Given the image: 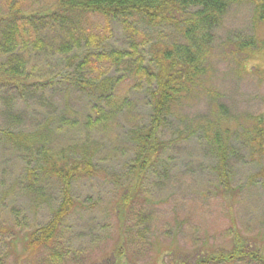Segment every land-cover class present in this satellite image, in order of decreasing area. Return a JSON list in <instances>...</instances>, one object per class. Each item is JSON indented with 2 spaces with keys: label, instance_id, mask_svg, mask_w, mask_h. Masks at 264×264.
I'll return each instance as SVG.
<instances>
[{
  "label": "rangeland",
  "instance_id": "1",
  "mask_svg": "<svg viewBox=\"0 0 264 264\" xmlns=\"http://www.w3.org/2000/svg\"><path fill=\"white\" fill-rule=\"evenodd\" d=\"M54 1L0 0V28L5 30L4 14L11 7L29 17L34 10L51 11ZM88 17L82 23L87 33L101 37L108 48L127 47L120 28L107 26L100 16ZM19 24L22 27L25 22ZM49 29L50 26L41 31L47 30L43 44L48 53L44 61L37 59L36 64L24 49L23 59L28 68L37 67L41 74L48 67L49 71L58 70L57 65L61 70H69L65 60L58 57V32ZM31 33L32 40H38L35 29L31 28ZM212 38L203 86L178 108L175 119L169 118L163 124L159 137L168 147L153 169L140 174L134 197L123 209L122 192L134 179L135 170H131L139 158L130 139V132L136 127L132 122L135 116L138 121L145 120L143 96L131 91L134 83L123 79L115 85L114 102L125 100L135 104L136 111L125 108L122 113L113 114L116 116L107 120L108 131L100 132L83 127L88 111L85 102L89 101L82 90L69 86L65 77H58L57 84L46 87H39L46 79L37 83L21 80L23 85H31L23 94H18L13 86L0 85V228L11 231L0 233L3 264H99L101 256L109 254L120 241L125 242L123 248L132 264H159L170 256L178 257L183 264L189 257L197 261L212 252L227 251L235 232L243 239L259 241L264 248V156L256 159L254 154L235 148L236 155L227 163V182L233 188L229 205L221 197L213 170L215 164L204 149L191 139L172 141L176 139L175 130L184 132L186 125L216 117L217 105L227 109L231 119L240 123V129L247 119L264 114V51L259 44L237 50L241 41L255 38L264 42V24H256L253 5L247 2L231 6ZM96 67L91 62L93 70L88 71V79L115 78L114 71L109 73ZM65 108L76 127L59 131ZM84 146L96 147L94 174L73 183V207L64 218L52 249L25 253L27 234L45 225L62 199L63 190L56 179L38 176L42 153L54 157L80 151ZM31 173L34 176L30 181ZM12 232L17 236L15 251L2 243ZM216 264L259 263L246 258Z\"/></svg>",
  "mask_w": 264,
  "mask_h": 264
},
{
  "label": "trees",
  "instance_id": "2",
  "mask_svg": "<svg viewBox=\"0 0 264 264\" xmlns=\"http://www.w3.org/2000/svg\"><path fill=\"white\" fill-rule=\"evenodd\" d=\"M247 2L253 5L256 24L263 25L264 0H55L51 11L34 10L28 14L29 17L18 14L19 10L11 7L4 14L7 22L5 30L0 28V85L13 86L17 88L18 94H23L24 89L31 85H23L19 82L21 80H35L37 83L38 80L46 79L48 82L45 80V84L39 85L46 87L57 84L58 77H65L69 86L82 90L89 101L85 102L88 111L83 127L100 132L108 131L107 120L116 116L113 114H120L125 108L136 111L135 104L123 102L125 100L114 102L115 85L123 79H130L134 83L131 91L143 96L145 120L138 121L135 116L132 122L136 127L131 130L130 139L139 158L131 170H135V177L122 192L123 209L134 197L140 174L153 169L156 160L168 147L166 141L159 137L163 124L169 118L175 119L178 108L193 91L203 86L201 83L213 42L212 35L222 16L231 6ZM88 15L100 16L107 26L120 28L127 47L108 48L101 37L87 33L82 23L89 18ZM20 21L25 22L23 26L26 29L20 26ZM49 26L50 31L58 32V57L65 60L69 70H61L57 65L58 70L50 68V72L48 67V71L41 74L37 67L35 70L33 66L28 68L23 59L26 57L24 49L30 52L36 64L37 59L44 61L43 57L48 53L43 44L44 32L47 30L41 31ZM31 28L33 31L35 29L38 40H32ZM253 40L241 41L237 50L252 49L259 44V49L264 51V42L255 38ZM91 62L97 65L96 69H105L109 73L114 71L118 76L111 81L103 78L99 80L98 77L95 80L88 79V71L93 70ZM13 80L17 83L12 84ZM215 109L216 117L213 119L184 125V132L175 130L176 139L172 141L191 139L204 149L215 164L213 170L219 182L221 197L230 205L233 188L227 182V163L236 155L235 148L249 155L254 154V158L264 156V114L247 119L240 129V123L231 119L226 108L217 105ZM64 112L58 130L74 129L75 121L67 116L66 108ZM2 134L7 135L5 132ZM24 137L26 140L31 139ZM17 139L23 142V139ZM96 154V147L86 146L80 151L60 153L54 157L48 152L42 153L38 176L56 179L63 190L62 199L53 210L50 220L27 234L25 253H38L42 248L52 249L63 220L73 207L70 189L73 183L90 179L94 174L92 164ZM33 176L31 173L30 181ZM1 230L11 232L0 228V233H4ZM16 237L12 232L2 243L15 251ZM232 240V246L227 251L212 252L209 257H200L196 262L192 261L193 257H189L183 264L234 263L246 258L253 263L264 264V248L259 245V241L243 239L237 232ZM124 244L120 241L114 245L109 254L101 256L99 264H132L126 257ZM2 255L0 264H3ZM59 255L63 259L66 257ZM54 256L53 259H57ZM163 259L159 264L181 262L178 257Z\"/></svg>",
  "mask_w": 264,
  "mask_h": 264
}]
</instances>
